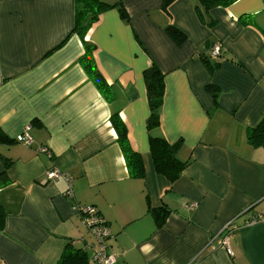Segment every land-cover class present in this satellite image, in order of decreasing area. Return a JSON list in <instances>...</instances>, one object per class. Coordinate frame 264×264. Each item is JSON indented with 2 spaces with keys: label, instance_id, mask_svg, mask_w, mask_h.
<instances>
[{
  "label": "crops",
  "instance_id": "crops-1",
  "mask_svg": "<svg viewBox=\"0 0 264 264\" xmlns=\"http://www.w3.org/2000/svg\"><path fill=\"white\" fill-rule=\"evenodd\" d=\"M102 1L126 12L105 10L85 35L109 102L78 62L74 0H0V172L8 179L0 264H55L66 243L89 256L94 236L78 214L87 205L111 232L115 264H264V145L246 136L264 118V0L213 8L204 24L198 0ZM167 25L187 40L177 46ZM203 58L217 68L209 72ZM152 64L164 95L159 125L148 130L143 72ZM208 84L218 88L216 103ZM113 113L142 177L126 167ZM26 126L29 145L15 140ZM149 136L179 143L187 165L175 181L154 169ZM50 169L63 175L48 180ZM148 207L168 210L161 225ZM227 224L231 255L219 242Z\"/></svg>",
  "mask_w": 264,
  "mask_h": 264
},
{
  "label": "trees",
  "instance_id": "trees-1",
  "mask_svg": "<svg viewBox=\"0 0 264 264\" xmlns=\"http://www.w3.org/2000/svg\"><path fill=\"white\" fill-rule=\"evenodd\" d=\"M75 14L72 32L76 33L83 44V53L80 55L78 62L82 66L84 72L95 85L100 94L109 102L113 99V92L110 85L106 82L103 75L98 70L94 57V44L85 40V35L92 25L98 19V16L105 10L117 7L120 15L126 17V12L120 1L115 3H107L102 0H74ZM172 0H164L163 6H167ZM236 0H198L195 6V12L199 20L204 24L207 12L216 7H226ZM166 34L179 46L183 44L187 37L186 35L174 27L167 25L165 27ZM209 72H213L217 68L218 63L203 58ZM143 79L145 82L146 96L150 114L146 121L148 130L154 129L159 125L158 107L161 105L164 95V75L155 64L144 70ZM207 91L212 95L214 103L217 102L218 88L212 84H208ZM112 126L117 134V142L123 153L126 167L130 175L142 177V161L137 152H135L127 138L126 127L117 113H113L110 117ZM247 141L251 145H264V118L252 128L247 129ZM5 139L0 131V141ZM179 143H169L163 137L149 136V150L153 162L154 169L159 174L165 176L170 182L175 181L181 174L187 161H182L177 157V149ZM8 179L5 171L0 172V188L7 185ZM148 213L154 218L156 225H161L165 216L168 214L167 209H151L148 207ZM5 212L0 208V230L3 229ZM94 243V242H93ZM92 243V244H93ZM91 244V245H92ZM90 245V246H91ZM89 256L83 248H76L69 243H66L60 256L55 264H88Z\"/></svg>",
  "mask_w": 264,
  "mask_h": 264
},
{
  "label": "built area",
  "instance_id": "built-area-1",
  "mask_svg": "<svg viewBox=\"0 0 264 264\" xmlns=\"http://www.w3.org/2000/svg\"><path fill=\"white\" fill-rule=\"evenodd\" d=\"M221 47L219 43H214L211 46L210 56L217 57L220 55ZM29 126L15 136V140L21 144L29 145L31 143V136L28 133ZM39 151H46V148L39 147ZM46 178L48 180H54L63 175L61 171L57 169H50L46 171ZM78 214L83 223L86 224L92 235L94 236V243L90 246L89 259L95 264H115L116 256L110 253L107 248V239L110 238L111 232L106 225L104 218L100 215L98 210L92 206H82L78 208ZM232 226L227 224L220 232V245L231 255V249L229 247V239L232 236Z\"/></svg>",
  "mask_w": 264,
  "mask_h": 264
}]
</instances>
